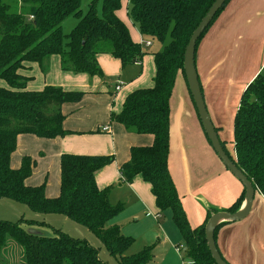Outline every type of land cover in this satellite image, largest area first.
Returning a JSON list of instances; mask_svg holds the SVG:
<instances>
[{
  "label": "trees",
  "instance_id": "trees-1",
  "mask_svg": "<svg viewBox=\"0 0 264 264\" xmlns=\"http://www.w3.org/2000/svg\"><path fill=\"white\" fill-rule=\"evenodd\" d=\"M81 1L0 0V80L9 87L0 88V200L24 205L34 214L66 217L91 232L118 264H148L153 259L152 247L128 255L132 239L124 236L119 227L108 226L122 206L109 203L108 191L97 188L95 175L111 164L112 158L62 155L60 192L54 199L45 197L43 186L25 185L35 167L31 158H23L17 170L10 168L18 136L32 135L47 140L63 137L66 133L62 130L60 108L66 103L79 102L83 96L53 87L38 93L25 92L26 80L17 75L23 63H36L45 72L46 60L56 55L62 71L101 78L97 55H111L123 68L145 55L116 15L122 0H103L100 15L97 0L90 1L84 15ZM214 1L129 0L128 14L139 33L161 44L169 37L170 42L161 52L153 54V87L130 94L121 112L110 117L111 123L127 131L153 138L151 146L130 150L129 162L120 168V179L131 183L139 176L150 185L158 211L171 212L185 245L183 264H215L206 245L204 229L208 219L219 211L207 209L204 223L197 228L192 229L188 224L168 170L169 106L177 75L181 74L185 80V47ZM230 1L218 11L197 41L195 56L201 40ZM68 18H76L78 23L64 36L62 24ZM221 146L255 192L264 198V76L261 74L246 86L240 98L233 123L234 157L228 154L224 142ZM244 194L243 189L237 201L221 212L236 213ZM24 222L45 226L36 220ZM227 224L230 223L216 228L214 239L217 229ZM53 232L55 236L43 237L24 230L21 224L0 221V262L7 239H12L23 250V264H103L94 247L71 239L59 230Z\"/></svg>",
  "mask_w": 264,
  "mask_h": 264
},
{
  "label": "crops",
  "instance_id": "crops-1",
  "mask_svg": "<svg viewBox=\"0 0 264 264\" xmlns=\"http://www.w3.org/2000/svg\"><path fill=\"white\" fill-rule=\"evenodd\" d=\"M123 2L116 15L127 27L131 40L142 47L145 55L141 60L123 68L120 61L111 55H97L101 78L62 71L56 55L46 60L45 72L36 63H23L17 71V75L26 80L25 92L38 93L53 87L83 96L79 102L66 103L60 108L62 130L66 133L63 137L47 140L32 135L18 136L10 168L17 170L23 158H31L35 167L25 185L43 186L45 197L54 199L60 192L62 155L112 158V163L95 175V184L100 191H108L111 205H123L110 226L119 227L124 236L132 239L127 254L134 255L148 246H154L165 254L168 262L176 258L178 264H183V258L176 256L175 244L181 235L172 221L171 212L158 211L150 185L139 176L131 183L120 179V168L129 162L130 150L151 146L153 138L127 131L121 125L111 123L110 117L121 112L130 94L153 87V54L161 52L164 47L156 44L158 49L146 55L145 51L154 43L145 41L133 24L132 28L129 27V0H126L127 21L122 14ZM71 22L69 26H76V19ZM263 40L264 0H231L201 40L195 56V68L214 126L218 123L211 95L214 72L221 60L230 55V50L231 55L244 59L252 51L249 44ZM147 42L148 47L145 46ZM0 88L9 89L2 80ZM169 128L168 170L188 224L194 229L204 223L207 209L221 212L231 207L240 197L243 187L225 169L207 142L181 74L177 75L170 99ZM0 201L17 210L26 207L10 200ZM43 227H30L32 230L29 232L44 236L36 232ZM215 235L216 248L227 264H264V198L255 193L249 215L240 222L220 226Z\"/></svg>",
  "mask_w": 264,
  "mask_h": 264
},
{
  "label": "rangeland",
  "instance_id": "rangeland-1",
  "mask_svg": "<svg viewBox=\"0 0 264 264\" xmlns=\"http://www.w3.org/2000/svg\"><path fill=\"white\" fill-rule=\"evenodd\" d=\"M90 1L91 0L81 1L80 9L83 15L87 12ZM102 2L103 0L96 1L98 15L101 14ZM126 6V0H124L122 14L127 21L128 16L126 14ZM73 19L76 18H68L65 24L62 25V33L64 36L69 35L75 27V25L69 26V23H72L71 21H73ZM76 22L78 23V19H76ZM132 24L133 23L131 20L129 24L130 28H132ZM144 40L154 43V46L152 48L145 51L147 56L158 49V47L155 46L156 44L166 46L170 42L169 37L166 38L164 44H161L156 40L147 37H145ZM66 42L67 40L65 39V43ZM249 45H251L249 49L252 51L246 54L248 55L246 58L239 59L235 55H231L232 51L230 50V55H226V57L221 60L220 66L217 67L216 72H214L213 74V88L211 95L213 96V100L215 101L214 109L216 111L218 123L214 126L211 119L210 121L215 128L216 133H219V138L225 141L226 151L231 156L233 153V123L235 114L239 108L241 95L246 86H248L249 83L252 82H249V79L255 74V72L259 70L257 75L261 74L262 76H264V40L257 42V44L250 43ZM208 99H210V97H208ZM32 213L33 212H30L26 207L23 210H20V208L17 210L13 207L10 208V206L5 201H0V221L9 222L12 224H21V227L28 232L32 230L29 229L30 227L35 228L37 226L27 225L24 221L36 220L38 222H44L46 224V227L36 229V232L44 235L43 237H53L55 236L53 231L59 230L71 239L84 241L90 246L94 247L97 250L99 259L103 262V264H118V260L109 256L101 242L87 229L76 225L74 222L64 216L37 214V216L39 217L38 218L35 217L36 215L34 213ZM111 221L108 223V226H110ZM175 245V249L183 248L180 253L176 252V256H179L180 259L184 258L185 245L182 241V238L180 239V236L179 242H177ZM153 248L154 251L152 253L154 257L148 264H178V260L176 258H172V261L168 262L167 260H165V254L162 251L157 250V248L152 246V249ZM1 259L2 260L0 264H23V250L18 244L15 243L14 240L7 239Z\"/></svg>",
  "mask_w": 264,
  "mask_h": 264
},
{
  "label": "water",
  "instance_id": "water-1",
  "mask_svg": "<svg viewBox=\"0 0 264 264\" xmlns=\"http://www.w3.org/2000/svg\"><path fill=\"white\" fill-rule=\"evenodd\" d=\"M228 0H215L211 5L206 15L201 19L196 29L193 31L187 46L185 47L183 55V72L185 82L190 94L191 100L195 107L198 120L210 143V147L215 153L216 157L225 167V169L241 184L243 187L244 201L242 206L236 213L218 212L213 214L207 221L204 229V236L208 251L215 264H227L219 254L214 239V232L216 228L222 223H237L244 220L250 213L253 200L255 197V190L247 178L237 169L235 164L231 161L221 146V142L213 127L210 117L207 113L204 103L203 95L200 88V83L195 68V46L201 35L208 28L215 15Z\"/></svg>",
  "mask_w": 264,
  "mask_h": 264
},
{
  "label": "built area",
  "instance_id": "built-area-1",
  "mask_svg": "<svg viewBox=\"0 0 264 264\" xmlns=\"http://www.w3.org/2000/svg\"><path fill=\"white\" fill-rule=\"evenodd\" d=\"M32 18H30V20H31ZM145 46H149V43H145ZM104 130H107L106 128L104 129ZM183 248H176L175 249V251L177 252V253H180L181 252V250H182Z\"/></svg>",
  "mask_w": 264,
  "mask_h": 264
}]
</instances>
